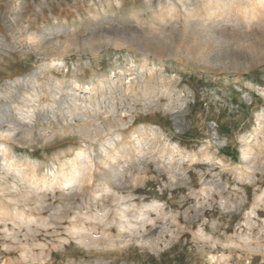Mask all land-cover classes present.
Wrapping results in <instances>:
<instances>
[{"label": "rangeland", "instance_id": "1", "mask_svg": "<svg viewBox=\"0 0 264 264\" xmlns=\"http://www.w3.org/2000/svg\"><path fill=\"white\" fill-rule=\"evenodd\" d=\"M260 1L0 0V264H264Z\"/></svg>", "mask_w": 264, "mask_h": 264}, {"label": "bare ground", "instance_id": "2", "mask_svg": "<svg viewBox=\"0 0 264 264\" xmlns=\"http://www.w3.org/2000/svg\"><path fill=\"white\" fill-rule=\"evenodd\" d=\"M259 2L261 1L259 0ZM262 116L264 117V114ZM2 138H4L5 141H0L1 160L4 163V167H6L8 170H14L17 167V158L11 147V141L13 140V138H10L9 136H2ZM108 146L109 148H105L102 151V155L97 158L93 157L91 150L85 149L78 151L75 158L64 163L60 171L51 170L50 175L54 177V180L50 182L47 178H44L41 182V187H39V189L48 187L54 188L55 186H68L73 188L79 185L80 187H82L83 192H89L91 190L90 186L85 185L89 184L93 180L92 173L94 167L95 170L98 169V171H102L104 173V179L106 183L112 182L114 179L117 178V175L121 173L119 171L120 169L117 168L118 161L121 158H125L126 156H131L134 149L137 148L135 145H131L127 141H122L120 144H117L116 142L112 141L109 143ZM98 160L101 161L100 166L102 168H100L97 164L96 161ZM105 168L109 169L110 173L105 172ZM16 171H18V173L22 175L21 171Z\"/></svg>", "mask_w": 264, "mask_h": 264}]
</instances>
